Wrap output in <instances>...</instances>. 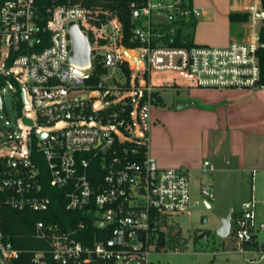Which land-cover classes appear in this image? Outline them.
<instances>
[{
  "label": "built area",
  "instance_id": "obj_1",
  "mask_svg": "<svg viewBox=\"0 0 264 264\" xmlns=\"http://www.w3.org/2000/svg\"><path fill=\"white\" fill-rule=\"evenodd\" d=\"M83 2L54 4L46 13L36 0L0 5V74L18 83L23 103L21 109L15 106V122L6 119L0 126V206L48 211L53 201L44 185L48 178L51 186L64 189L67 209L85 214L68 229L36 221L34 235L48 242L54 259L153 264L150 256L164 250L160 242L167 217L215 196L212 183L201 179L200 198L193 199L186 168L159 166L150 155L156 93L166 87L264 88L262 1L241 0L249 14L245 35L222 47L188 44L184 30L202 13L189 0H129L135 22L130 39L139 41L137 47L123 42L117 8ZM71 22L87 34V64L70 60ZM94 60L105 71L87 84ZM7 90L12 92L10 84L0 89V106ZM213 169L206 160L204 170ZM90 225L100 233L84 243L78 235ZM258 230H264V222L257 220L252 198L242 203L230 230L242 264H264V247L253 245ZM18 254L0 225V264H14ZM43 254L36 252L35 260L42 261Z\"/></svg>",
  "mask_w": 264,
  "mask_h": 264
},
{
  "label": "crops",
  "instance_id": "obj_2",
  "mask_svg": "<svg viewBox=\"0 0 264 264\" xmlns=\"http://www.w3.org/2000/svg\"><path fill=\"white\" fill-rule=\"evenodd\" d=\"M189 1L202 10V13L192 18L189 23L190 28L193 29L192 34L190 32L191 36H188L189 41L222 47L227 46L232 40L244 37L246 22L230 20L231 12L243 11L240 6L241 0ZM188 91L191 92L192 89ZM214 91L215 97L209 94L208 96L212 98L209 101L222 102L223 105L218 106L222 113H214V122L209 125L206 139L171 138L170 132L173 129L166 128L162 124H153L152 114L149 153L159 166L185 167L190 176L194 174L198 177L204 170L206 160H209L214 167L213 170L208 171L213 173L216 171L219 175L226 172H250L251 194L247 200L253 198L256 201L257 214L258 202L254 197L253 184L256 177L260 182L264 181V88H228L214 89ZM157 93L159 95V91ZM200 132L202 136L205 135L203 130L198 131ZM200 180L201 178L196 182L197 194L193 193L194 185L191 182L193 199L200 198L198 189ZM213 199L204 206L211 208ZM238 214L239 212L233 211L232 222ZM258 221L264 222V220ZM261 232L264 230H258L254 239L258 242V247H261L264 242V238L260 239Z\"/></svg>",
  "mask_w": 264,
  "mask_h": 264
},
{
  "label": "rangeland",
  "instance_id": "obj_3",
  "mask_svg": "<svg viewBox=\"0 0 264 264\" xmlns=\"http://www.w3.org/2000/svg\"><path fill=\"white\" fill-rule=\"evenodd\" d=\"M192 30L190 26L184 30L186 37ZM247 30V28H246ZM6 50V48H5ZM191 92L174 87L161 88L159 99L153 101L152 114L153 124H162L166 128H172L171 138L183 137L206 139L209 125L214 122V113H222L218 106L222 102L209 101L215 97L213 88L209 90H198ZM207 89V88H206ZM198 91V93L196 92ZM194 94L195 96H192ZM74 95V94H73ZM193 99L195 102L183 107H176V99ZM195 97V98H194ZM15 96L7 90L4 94V105L0 106V126L6 119L15 122L17 108L14 105ZM217 103V104H215ZM29 120L23 121L27 123ZM152 126V125H151ZM203 130L205 135L198 133ZM209 161V160H208ZM219 175L218 172L203 170L197 177L191 174L190 179L194 185L193 193L197 194V179H206L211 182L215 198L212 207L204 205L194 206L189 212L169 215L165 221L164 230L166 244L164 250L150 256L153 264H242V254L238 251L237 240L230 233L226 237L218 234L217 229L221 219L230 209L235 212L242 210V202L247 200L251 194V173L226 172ZM254 197L258 202L257 219L264 220V181L260 182L256 177L254 180ZM199 189V187H198ZM205 232L204 234H199ZM264 238L261 232L260 239Z\"/></svg>",
  "mask_w": 264,
  "mask_h": 264
},
{
  "label": "trees",
  "instance_id": "obj_4",
  "mask_svg": "<svg viewBox=\"0 0 264 264\" xmlns=\"http://www.w3.org/2000/svg\"><path fill=\"white\" fill-rule=\"evenodd\" d=\"M8 0H0V5ZM70 0H36L40 10L46 13L47 8L54 4H66ZM75 1V0H71ZM129 0H84V4L87 6H108L110 5L118 9L119 16L123 22L124 26V38L123 42L126 46L137 47L139 46V41L131 40L130 36L133 32L135 22L132 20L131 9L128 6ZM262 1L264 9V0ZM249 18V14L246 11H236L230 13V20L236 22H246ZM187 35L190 37L191 34L188 32ZM260 39L264 44V20L260 31ZM189 41L188 44H191ZM259 65L262 78H264V45L259 49ZM105 68L102 62L99 60H94V67L92 75L88 80L87 84H94L104 73ZM127 71V70H126ZM128 74V71H127ZM12 84L19 88L18 83L11 78L10 75L0 74V89L7 85ZM157 95V93H156ZM159 99V96H157ZM22 100L19 92L15 94L14 105L18 109L22 107ZM94 180L93 177H91ZM44 185L48 188L50 195L52 196V206L48 211H37L32 209H12L9 206H0V225L5 234V236L12 242V245L19 249L18 257L14 259V264H62L56 259H54L53 254L50 252V245L48 242L42 238H38L34 235V226L37 220H44L46 222H54L61 225L63 228H72L78 224L80 220L85 217L82 211H71L66 208V197L64 189L53 187L50 185L48 178H44ZM99 234L100 229L96 226L90 225L88 229L82 230L78 238L84 243L87 242V237L91 234ZM205 232H203L204 234ZM162 235V240L160 246L165 247L166 236L164 233ZM100 237V236H98ZM97 237V238H98ZM255 247H258V242L253 243ZM264 247V242L262 243ZM44 251L43 260L38 262L35 260L36 252Z\"/></svg>",
  "mask_w": 264,
  "mask_h": 264
},
{
  "label": "water",
  "instance_id": "obj_5",
  "mask_svg": "<svg viewBox=\"0 0 264 264\" xmlns=\"http://www.w3.org/2000/svg\"><path fill=\"white\" fill-rule=\"evenodd\" d=\"M69 31L72 37V49L70 53V60L77 64H87L90 61L91 50L89 45V40L86 32L82 31L76 22H71L69 24ZM12 92L15 93L18 91L17 87L10 84ZM21 96L24 102H26L25 91H21ZM193 99H176V107L180 108L187 104L194 103ZM0 105H1V94H0ZM45 133H40L38 136L42 137ZM208 204L207 201H205ZM233 209H230L229 212L222 217L221 224L217 229V232L220 236L226 237L230 234L232 226V216Z\"/></svg>",
  "mask_w": 264,
  "mask_h": 264
}]
</instances>
